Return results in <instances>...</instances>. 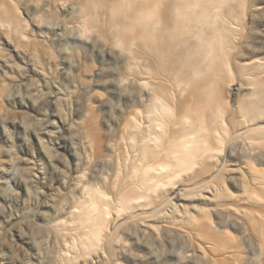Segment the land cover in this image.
I'll return each instance as SVG.
<instances>
[{
	"label": "rangeland",
	"instance_id": "rangeland-1",
	"mask_svg": "<svg viewBox=\"0 0 264 264\" xmlns=\"http://www.w3.org/2000/svg\"><path fill=\"white\" fill-rule=\"evenodd\" d=\"M183 1L0 0V264H264L251 229L264 223V0L212 6L222 34L204 56L200 32L211 28L183 34L193 18ZM166 2L183 17L178 38L150 33L173 49L159 59L140 12ZM210 61L213 71L194 73ZM186 79L209 90L211 108L183 126ZM155 100L165 127L150 128L159 134L143 157L131 133L142 138ZM129 114L140 130H127ZM175 131L197 144L164 160ZM162 161L170 168L142 186ZM92 201L100 214L83 226Z\"/></svg>",
	"mask_w": 264,
	"mask_h": 264
},
{
	"label": "bare ground",
	"instance_id": "bare-ground-1",
	"mask_svg": "<svg viewBox=\"0 0 264 264\" xmlns=\"http://www.w3.org/2000/svg\"><path fill=\"white\" fill-rule=\"evenodd\" d=\"M220 2H221L220 0H206L203 3V5L198 6V0H193L192 5H191V3L185 2V0H184L182 3L184 4L185 8H188L191 10V12L193 13L192 14L193 18L188 19L186 21L187 24H185V26L182 28L185 30L183 34L190 36L189 32L192 33L191 28H193L194 26L196 27V24L200 23L201 21H203V23H206L207 25H209L211 28V24L215 22V18H217V17H215L214 15H208L207 14L209 12L208 10H210V8L212 6H219ZM201 8H202V11L205 12L204 14H201L200 12L197 13L199 10H201ZM140 13H141V16L143 18H145V21L143 22L144 31H143L142 35L145 39L148 40V45L151 46V48L148 45H146V47L157 58L163 59L167 54H171L173 49L170 46V43H169V45L158 43L155 40V38L152 36V34H150V33L163 35L165 37L178 38L177 33H178V30L180 29L179 24H178V19L183 17L182 7L178 3H172L171 4V2L170 3L166 2V4L163 5V8L161 10H156L154 12L142 11ZM173 17L176 19V24H175L174 30L170 31V30L166 29V31H165V28H160L156 31H152V30L147 31L149 26H151V28H153L156 25V21H158V20H162L165 27L170 26L173 23ZM218 33H220V32L216 28L206 29L205 31L200 32L199 40L201 42L198 45H199V47L202 46L201 52H200L201 56H204L206 54L207 50L211 51L213 54L216 55V50H213V43H216V40H218L219 36H221V34H222V33H220L218 36ZM195 35H197V34H195ZM182 40H184V39H182ZM186 41L184 43H186ZM204 45H206V46L204 47ZM198 50H200V49H198ZM194 64H196V62ZM194 67H196V66H194ZM214 68H215L214 61H210V62H208V68H205L204 70H194V73L196 75L200 76L202 74L207 73L208 71H211V70L213 71ZM182 84L184 86H191V88H190V94H189L190 101L185 102L184 104H180V106H179V108H185V112L187 113L186 117L179 121V124L182 123V125L185 126L186 123L190 122V124L193 125V123H192L193 117L195 119V118L199 117V113L206 111V110H210L211 104L209 102L211 100H209L210 98L208 97L210 92H209V90L204 89V86H202V84H200V82H198L196 80L186 79L184 81H178V88L181 87ZM156 101L157 100H155V102L152 104L153 109H151V111L147 114V122L149 123V125L146 128V131L144 132L142 138L137 142V140L134 139V137L131 133L130 140L133 142V147L136 148L137 150H139V152L141 153V155L143 157L147 156L148 153H151V150H152L151 147H153V143L156 142V139L158 138V134H159L158 132L157 133L151 132L150 128L155 126L158 131H161L165 127L163 122L159 121V116H162L163 114H165L166 110L164 109L163 106H158L156 104ZM190 113L193 115L189 116ZM129 116L130 117L127 119V125H126L127 130L130 131V130H133L134 128L140 130V127H139L140 125L138 126L137 120L135 119V117H131L132 116L131 114H129ZM257 116L258 115H254L252 119L255 120ZM245 123H246V121H245ZM231 124L233 126H240V124L237 122L235 117H233L231 119ZM173 131H174V129H173ZM193 133L194 132H189L188 134L180 135L176 131L173 132L172 138H173L174 142L171 141V145H170L168 151L165 153L164 160L165 159H172V160L176 161L179 153H182V154L184 153L186 155L189 154L193 145L197 144V139H195L193 137ZM206 141H207V139H204L203 143H205L207 145ZM205 149L209 150L210 149L209 145ZM158 168L159 169H161V168L162 169H168V168H170V166H168L167 164L164 163V161H162V162L158 163V165L153 166L152 168L146 169L145 177L143 178V180L141 182L142 186L146 187L147 189H151V183L153 182V179L155 178V175L157 174L156 171L158 170ZM127 207L128 206H126V209H127ZM247 210L249 211V213H252L254 211V208L250 207ZM257 211L260 213L261 216H264V206L257 207ZM125 212L126 211H125L124 207L121 206V209L118 210V215L120 216L121 213L124 215ZM78 214H79L80 222L83 226H87L88 224L96 225L95 218L99 216L100 209H99L98 205H96L92 201L89 203L87 209L86 208L85 209H83V208L79 209ZM261 218L264 219V217H261ZM251 229L256 236H260L263 238L262 243L264 245V223L255 224V226H253ZM101 232H102V228H98V232L92 231V233L90 234L89 241L91 243L100 242L101 237H102ZM223 248L226 249V246L223 245ZM226 253H227L226 250L222 251V254H226ZM221 263L222 264H230L229 261L226 259H222ZM116 264H118V263H116Z\"/></svg>",
	"mask_w": 264,
	"mask_h": 264
}]
</instances>
